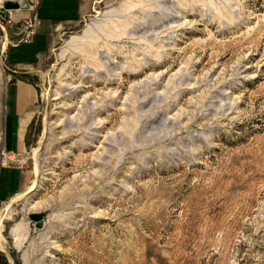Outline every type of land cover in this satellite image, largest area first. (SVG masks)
Segmentation results:
<instances>
[{
  "label": "rangeland",
  "instance_id": "obj_1",
  "mask_svg": "<svg viewBox=\"0 0 264 264\" xmlns=\"http://www.w3.org/2000/svg\"><path fill=\"white\" fill-rule=\"evenodd\" d=\"M6 1L0 264H264V0H92L21 66L39 0ZM16 80L37 101L14 154Z\"/></svg>",
  "mask_w": 264,
  "mask_h": 264
},
{
  "label": "crops",
  "instance_id": "obj_2",
  "mask_svg": "<svg viewBox=\"0 0 264 264\" xmlns=\"http://www.w3.org/2000/svg\"><path fill=\"white\" fill-rule=\"evenodd\" d=\"M92 6V0H39L34 12L32 37L25 44L34 43L38 24L41 23V35L45 44L32 51L33 57L27 61L13 62L15 66L33 65L46 48L49 30L58 24L74 23L80 20ZM24 44H18V49ZM12 50V49H11ZM10 50V52H11ZM10 52L8 58L10 59ZM31 54V53H30ZM37 101V92L28 82L16 80L7 85L5 91L6 147L11 153L25 149L27 129L33 121V107Z\"/></svg>",
  "mask_w": 264,
  "mask_h": 264
},
{
  "label": "water",
  "instance_id": "obj_3",
  "mask_svg": "<svg viewBox=\"0 0 264 264\" xmlns=\"http://www.w3.org/2000/svg\"><path fill=\"white\" fill-rule=\"evenodd\" d=\"M5 10L11 11V10H18L21 9V4L18 1H13V0H7L4 3ZM30 220L35 222L36 228L40 229L43 225V216L39 213L36 214H31L30 215Z\"/></svg>",
  "mask_w": 264,
  "mask_h": 264
},
{
  "label": "bare ground",
  "instance_id": "obj_4",
  "mask_svg": "<svg viewBox=\"0 0 264 264\" xmlns=\"http://www.w3.org/2000/svg\"><path fill=\"white\" fill-rule=\"evenodd\" d=\"M33 189H34V185L30 186L29 189L27 190L26 194H29ZM18 199H19V197L13 198V201L8 204L6 209H8L11 206V204L15 203V201L18 200Z\"/></svg>",
  "mask_w": 264,
  "mask_h": 264
},
{
  "label": "built area",
  "instance_id": "obj_5",
  "mask_svg": "<svg viewBox=\"0 0 264 264\" xmlns=\"http://www.w3.org/2000/svg\"><path fill=\"white\" fill-rule=\"evenodd\" d=\"M24 42H25V43H27V42H28V40H25Z\"/></svg>",
  "mask_w": 264,
  "mask_h": 264
}]
</instances>
